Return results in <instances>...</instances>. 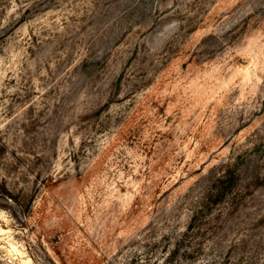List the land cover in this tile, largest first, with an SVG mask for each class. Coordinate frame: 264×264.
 <instances>
[{"label":"rangeland","instance_id":"1","mask_svg":"<svg viewBox=\"0 0 264 264\" xmlns=\"http://www.w3.org/2000/svg\"><path fill=\"white\" fill-rule=\"evenodd\" d=\"M0 264H264V0H0Z\"/></svg>","mask_w":264,"mask_h":264}]
</instances>
